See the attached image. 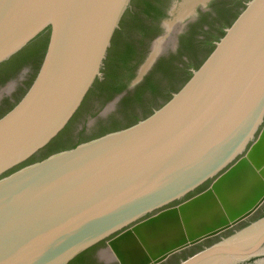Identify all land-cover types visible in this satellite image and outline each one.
Wrapping results in <instances>:
<instances>
[{
    "label": "water",
    "instance_id": "95a60500",
    "mask_svg": "<svg viewBox=\"0 0 264 264\" xmlns=\"http://www.w3.org/2000/svg\"><path fill=\"white\" fill-rule=\"evenodd\" d=\"M130 1L0 0V63L49 28L32 83L0 117V264H67L209 180L203 194L134 227L110 247L114 255L101 256L121 264H264V216L236 228L264 201V0H246L241 11V0H228L174 52L212 0L175 1L160 32L129 29L137 47L130 86L151 69L158 88L142 100L132 92L97 122L90 104L104 113L113 98L90 94L71 119L102 75ZM139 14L148 19L142 7ZM159 57L172 61L168 71L152 68ZM137 251L143 259H133Z\"/></svg>",
    "mask_w": 264,
    "mask_h": 264
},
{
    "label": "flooded vegetation",
    "instance_id": "af4514ba",
    "mask_svg": "<svg viewBox=\"0 0 264 264\" xmlns=\"http://www.w3.org/2000/svg\"><path fill=\"white\" fill-rule=\"evenodd\" d=\"M175 1H177V0H170L169 3H166L165 0H152L153 4H155L159 8L160 12L158 14H155L153 12H149V13L144 12V15L147 16L148 19L143 18L141 16V14H139V10L141 9V7L143 9V5L138 6V5H135V4H130L129 5V9H130V13L132 15H135V14L138 15V18L140 19V21L142 23V26H143L140 29L143 32H148V31H153V30L160 32V31H162V26H161L162 21L168 17V15H169L168 14V11H169L170 7L172 6V4ZM227 1L228 0H212V1H210V3L208 4V6H207L206 9H204V10H200L199 9L196 19L194 21L190 22L187 25L186 30L183 31L181 34H179L178 41H177V46L175 47L174 50H172V52L179 50V46H181V44L184 45L183 44V39L184 38H188L189 39V42H192L194 40V38H196L195 31L197 30V27H199L201 25V22L204 20V18L207 17V16H212L213 15V11H215L217 13L224 11V9H226L227 6H228L227 5ZM247 1L246 0L245 1H242L241 0V4L243 5V7L240 9V11L245 7V4H246ZM201 27H203V26L201 25ZM127 29H128V27H125V29L122 32V35L125 36L127 38V40L132 41V38L130 36H128V34H127V32H128ZM225 29H223V30L225 31ZM132 43H133L134 51L135 52H134V56H133V58H132V60L130 62V66H132V69H133V72H134V76L131 79H129V80H128V78H126V79L123 80L124 81V84H125V87L122 90H120L119 92H113V90L111 89V83H107L106 79L104 78L105 77L104 76V72H102V70H101L102 75L100 77H97L96 78L97 79V86H95V88H93V90H88V92L84 96L81 104L79 105L78 109L76 110V112L74 113V115L71 117V119L85 105L87 106V105H89V103H91L88 100L90 94H92V95H94L96 97H99L100 99L102 98L103 102L104 101H108V100H110V99L113 98V101L109 104L110 108L107 109L104 113L102 112L103 114L99 112V108H100V105L99 104L94 103V102H92L90 104V105H92V110H89V116L90 117L92 116L95 119L96 122L99 121V120H101L104 117H107L109 114H112L113 113L111 111L112 110L114 111L116 109V106H117V104L119 102H121V103L126 102L128 100L127 98L130 96V94L132 92L134 94L135 91H136V89H137V87L139 85H141L142 82H144L145 78L148 75H150L149 72L151 71V69H150V71H148V73L142 78V80L139 83L135 84L134 86H130L131 85V82L134 79V77L136 76V72H137V67L133 68V66L135 65L134 59H135V56L137 54V47L135 46V44H134L133 41H132ZM213 44H215V42ZM161 57L158 58V60L155 62V64L152 66V68L154 66L156 68V66H157V64H158V62L160 60H163L166 63H170L169 65H171L172 61L169 58H161ZM23 63L24 62H20V63L14 65L12 68H9L8 70L3 71L0 74V80H2L4 77H6L7 75H9L10 73H13L16 70H20L21 68H23V66H22ZM103 68H104V65H103L102 69ZM192 70L193 69H189L190 73L192 72ZM32 74L33 73H31L29 70H24L22 72V75H23L22 78L25 77L24 80L27 81L32 76ZM151 76H152L153 80H155L154 77H153V75H151ZM25 85L23 86V88L24 89L25 88L27 89V87ZM92 87L93 86H91L90 89H92ZM10 89H11V85L8 86L7 88H5L4 91H6V93L7 92L9 93L12 90V89L11 90ZM2 92L3 91H0V97H1ZM145 92H146V89H144L141 92V94H140V98L141 99L140 100L143 99V97L145 95ZM23 94H21L20 96H18V95L12 94L10 92V95L9 96L6 95V98L9 100L10 103L16 104L20 100V98L23 96ZM172 94L173 93H171L170 95L172 96ZM130 99H131V96H130ZM127 103H129V102H127ZM87 127H88V125L84 124V126L78 128V129L79 130H85V129H87ZM211 183H212V180L207 181L206 183L202 184L200 187H198L194 191L188 193L186 196H184L180 200H176V201H174V202H172V203H170V204H168V205H166L164 207H161V208L155 210L152 213L146 214L145 216L141 217L140 219H138L134 223H132V224L124 227L123 229H121V230H119V231L111 234L110 236L104 238L103 240H101V241L97 242L96 244L92 245L91 247L87 248L86 250H88V253L84 257V262L86 264H121L120 261L118 259H116L115 256L113 258H107L106 259V258H104V257L101 256V252L106 251V252H111L112 253L110 247L111 246H115V245L122 244L123 243V240H125L124 237H125V235H126V233L128 231H132L134 227H137V228H140L141 227L142 228L144 225H147L148 224V222L150 221L151 218H153L154 216H157L158 214H170V213H172L183 202H185L187 200H191V199H193V198H195V197L203 194L208 189H210ZM262 216H264V201L262 202V204L251 215L248 216L249 217L248 219H246L244 222H242L239 225L240 227L238 226L236 228L237 229L242 228V227L248 225L249 223L253 222L254 220H256V219H258V218H260ZM236 228L235 229H232L230 233H232L234 230H236ZM230 233H228V234L225 233L223 235L218 236L216 238V240L213 241L212 243L220 240L221 238L229 235ZM212 243L207 244V245H204V246H201L199 248V250L203 249L206 246L211 245ZM181 250H183V249H181ZM181 250H178L176 252H179ZM176 252H174V253H176ZM174 253H172V254H174ZM138 256H141V258L143 259L144 256H145V254H144L143 251H137V253L133 255V259L137 258ZM186 257H188V256H186ZM185 258H183V259H185ZM183 259H181V260H183ZM181 260H179V261H181ZM256 260H257V258H252V259L248 260L247 262L248 263H253V264H261V263H257Z\"/></svg>",
    "mask_w": 264,
    "mask_h": 264
},
{
    "label": "trees",
    "instance_id": "16d2710c",
    "mask_svg": "<svg viewBox=\"0 0 264 264\" xmlns=\"http://www.w3.org/2000/svg\"><path fill=\"white\" fill-rule=\"evenodd\" d=\"M130 4H135L138 6L143 5V10H144V12H147V13L153 12L155 14H158L160 12L159 8L155 4H153L152 0H131ZM239 13H237V15ZM236 17L237 16H235V18ZM125 27H128L127 30L132 29L134 27L135 28L136 27H138V28L143 27L140 19L138 18V15L137 14L132 15L130 13L129 7L124 12V14L120 20L119 27H118V29H116V31L114 32V34L112 36L111 44H110V47L108 48L106 59L104 60V68L102 69V72H104V76H105L104 78L106 79L107 83H111V89L113 90V92H119L120 90H122L125 87L123 80L126 78H128V80H129L134 76V72H133L132 66H130V62L134 56L135 51H134V46H133L132 41L127 40V38L122 35V32L125 29ZM223 35H224V32H222L221 36L219 38H217L216 41H218ZM48 38H49V28H47V29L43 30L41 33H39L36 37H34L32 40H30L23 48H21L18 52H16L14 55H12L9 59L0 63V74L3 71L8 70L9 68H12L14 65H16L20 62H23V61L25 62L27 59H30V58L35 59L37 62V66H36L35 73L33 74L32 78H31V80L27 86V89H28V87L32 83V81H33V79H34V77H35V75H36V73L40 67V64H41V61H42V58L44 56L46 46L48 43ZM190 43L191 42H189L188 38L183 39L184 46H187ZM214 46H215V44L212 45L207 56L213 50ZM205 58L198 65H196L194 69H197L200 66V64L205 60ZM169 64L170 63H166L163 60H160L156 66V69H158L159 71H168L169 66H170ZM190 76H191V73H189L188 76L185 78L183 84L190 78ZM92 86H93L92 89H89V90H93V88H95V86H97V79H95ZM157 86H158L157 82L155 80H153L151 74L148 75L145 78L144 82H142V84L137 87V89L134 93L133 99L134 100H140L141 99L140 94L144 89H150V88L155 89V88H158ZM179 88H177L173 93H175ZM26 90H25V92H26ZM170 97H171V95L167 98V100H169ZM14 105H12L8 110H10ZM6 112H4L3 114H5ZM151 113H149V114H151ZM70 120L68 121V123L70 122ZM137 121L138 120H133L131 123H129L123 127L118 126V127H114L111 129L103 130V131L99 132L96 136H93L89 139L95 138L97 136H101V135H103L107 132H110V131H115V130L122 129L124 127H128V126L136 123ZM67 124L64 126L63 129L66 128ZM59 133L57 135H59ZM54 138L52 140H54ZM89 139H87V140H89ZM51 141L45 147H47L51 143ZM79 143H81V142H78L77 144H79ZM77 144L71 145V146L58 147L56 149H53L48 154L41 156L39 158H35L36 155H33L24 164L43 159L52 153H55L57 151H61L64 149L72 148V147L76 146ZM45 147H43V148H45ZM87 253H88V250L81 252L76 257H74L71 261H69L67 264H86L84 262V257L86 256Z\"/></svg>",
    "mask_w": 264,
    "mask_h": 264
},
{
    "label": "rangeland",
    "instance_id": "374dc122",
    "mask_svg": "<svg viewBox=\"0 0 264 264\" xmlns=\"http://www.w3.org/2000/svg\"><path fill=\"white\" fill-rule=\"evenodd\" d=\"M22 66H23V68H21L20 70H16L13 73H10L6 77H4L2 80H0V91H3L1 94V97H0V99H1L0 100V116L4 112H6L12 105H14L13 103L9 102V100L6 98V95L9 96L10 92H11L12 94L20 96L21 94H23L25 92L26 88L24 89L23 86L25 84H26L25 85L26 87L28 86L33 74L35 73L37 62L35 59L30 58V59H27L23 63ZM24 70H29L31 73H33L32 76L27 81L24 80L25 77L22 78V76H23L22 72ZM10 85H11L12 90L10 89L11 91L9 93L8 92L6 93V91H4V89Z\"/></svg>",
    "mask_w": 264,
    "mask_h": 264
}]
</instances>
